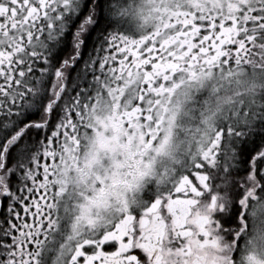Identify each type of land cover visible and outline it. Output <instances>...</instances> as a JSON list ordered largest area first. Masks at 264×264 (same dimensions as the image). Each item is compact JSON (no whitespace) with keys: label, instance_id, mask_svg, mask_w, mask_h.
Returning a JSON list of instances; mask_svg holds the SVG:
<instances>
[{"label":"snow or ice","instance_id":"obj_1","mask_svg":"<svg viewBox=\"0 0 264 264\" xmlns=\"http://www.w3.org/2000/svg\"><path fill=\"white\" fill-rule=\"evenodd\" d=\"M0 264H264V0H0Z\"/></svg>","mask_w":264,"mask_h":264},{"label":"flooded vegetation","instance_id":"obj_2","mask_svg":"<svg viewBox=\"0 0 264 264\" xmlns=\"http://www.w3.org/2000/svg\"><path fill=\"white\" fill-rule=\"evenodd\" d=\"M75 73H73V75H74ZM90 78V77H89Z\"/></svg>","mask_w":264,"mask_h":264}]
</instances>
